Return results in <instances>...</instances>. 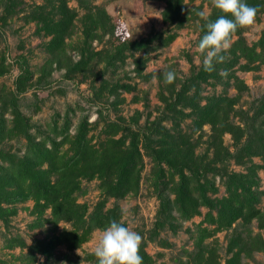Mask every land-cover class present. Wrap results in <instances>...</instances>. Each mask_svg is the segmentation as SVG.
<instances>
[{
  "label": "trees",
  "instance_id": "obj_1",
  "mask_svg": "<svg viewBox=\"0 0 264 264\" xmlns=\"http://www.w3.org/2000/svg\"><path fill=\"white\" fill-rule=\"evenodd\" d=\"M161 1L164 3L162 23L178 29L192 23L198 33L197 48L206 33L205 25L222 15L214 7L213 0H201L199 5H192L194 0ZM246 2L259 7L257 18L264 12V0ZM203 3L208 6L209 13L201 16ZM26 5L24 0H0V23L6 25L9 19L24 12ZM82 8L83 13H80L68 5V0H46L22 15L24 24L33 23L37 32L48 38L46 64H55L65 71L68 79H74L86 75L95 59L104 62L105 67L116 69L132 58L136 76L145 80L156 78L158 100L164 109L179 120L191 118V127H181L178 119L166 127L161 118L152 121L147 118L143 128L133 130L122 123L123 117L111 121L99 115L91 123L87 116L82 117L71 133V121L64 115L60 126L59 116L53 118L52 136L44 134L35 141L36 136L29 132V119L20 108L19 94L31 85L30 68L21 57L20 74L14 83L16 91L8 90L0 96V139L18 142L24 139L26 144L21 155L0 148V220L7 224L16 215L17 206L30 201L33 204L31 214L35 216L31 228L47 224L48 232L42 239H33L30 245L22 239H10L7 246L20 250L19 255L13 256L14 260L20 264H36L43 258L39 264H79L68 254L87 243L94 231L103 230L111 220L127 227L117 202L138 195L145 158L151 164L147 180L158 200L149 240L155 241L161 230L170 228L176 232L183 222L201 218L188 230L192 242L188 261L176 264H248L257 253L264 258V237L252 231L253 222L257 223V229L264 230L258 176V171L264 170V97L249 120L236 109L241 95L248 89L238 72L256 73L264 66V30L256 42L248 45L242 37L247 27L239 29L232 36L231 48L222 53L224 61L214 62L212 72L204 71L201 53L198 67L188 56L190 74L181 80L170 67L156 75L143 74L149 54L155 48L169 46L178 37L177 32L164 38L150 34L139 40L121 41L118 45L111 42L110 48L95 51L91 47L93 41H102L104 36L112 41L116 26L104 6ZM73 37L77 40L76 62L66 53L67 41ZM155 42L157 44L153 45ZM0 62L4 63L3 57ZM167 71L175 72L172 84L164 81L163 74ZM3 73L0 71V75ZM108 86L107 83L105 87ZM217 86L223 87L220 94H204L206 87L215 89ZM227 88H232L235 95H228ZM120 89L129 93L133 90L129 85L116 83L110 85L108 92L114 95ZM140 99L132 100L138 102ZM142 100L145 106L147 101ZM124 101L121 98L112 105L116 108ZM6 114L9 119H5ZM136 114L131 118L134 125L140 117V113ZM205 126L210 133L203 140ZM93 131L97 134L93 135ZM226 135L230 137L233 151L225 144ZM203 144L208 145L210 156L197 155V149ZM254 158H259L261 164H256ZM229 162L242 170H228ZM216 176L224 189L221 197H217ZM92 181L97 182L99 199L90 210L86 203L79 202V197L86 194L83 183ZM110 200L114 202L108 206ZM47 211L48 216L44 218ZM62 223L69 227L60 229ZM222 232H230L225 260L216 237ZM158 242L167 246L165 241ZM60 247L67 253L60 254ZM139 254L143 264H155L145 252L144 243ZM84 260L98 264L94 253L86 254Z\"/></svg>",
  "mask_w": 264,
  "mask_h": 264
},
{
  "label": "rangeland",
  "instance_id": "obj_2",
  "mask_svg": "<svg viewBox=\"0 0 264 264\" xmlns=\"http://www.w3.org/2000/svg\"><path fill=\"white\" fill-rule=\"evenodd\" d=\"M27 5L24 12H20L11 19L6 25L0 23V60L3 57L4 63L0 62V96L4 92L11 90L16 91L15 81L20 74L21 57H24L31 73V85L25 92L19 94L20 108L25 117L29 119L30 133L36 136L35 141H39L44 134L52 136L51 126L53 118H58V126L63 122V116L67 115L71 121L70 132L73 133L74 127L79 120L87 116L89 122H95L101 115L104 119L118 121V117H123L124 125H130L131 129L138 130L144 127L146 119L152 121L161 118L163 125L170 127L172 121L178 119L174 114L168 113L158 100L159 84L155 77L148 80L136 76L134 72L133 59L128 58L125 64L120 68L105 67V63L100 59H95L90 66L89 71L84 76H78L74 79H68L63 69H58L55 64H46L49 55L45 50L48 38L42 37L36 30L33 23L24 24L22 15L27 12L33 5H40L46 0H24ZM188 2L189 0H185ZM201 0H194L192 5H199ZM70 7L77 8L83 13V7L94 8L104 6L106 13L110 16L115 27V37L108 41V36H104L102 41H93L92 49L98 51L102 48H110L118 45L121 41H133L147 37L151 34L155 38H164L172 32H177L178 37L167 47L155 48L150 54V60L147 62L143 74L156 75L165 68L174 69L179 79L185 80L190 74V64L188 56L192 59L193 64L200 65L199 50L196 47L198 33L191 23L185 27L177 28L175 25L163 24L161 12L164 3L161 0H68ZM202 12L204 15L209 13L208 6L203 3ZM2 8L0 7V15ZM264 30V12L256 19L255 23L247 27L242 37L248 45L256 42ZM236 37L233 38L235 40ZM77 40L75 37L67 41L68 47L66 53L73 61L78 60L74 47ZM155 42L153 45H156ZM139 56V55H136ZM248 86L247 91L241 95V99L236 107L237 111L242 113L248 120L254 116L255 109L259 101L264 97V66L260 71L238 72ZM108 83V87H105ZM129 85L133 90L124 92L120 89L116 94L110 95L108 89L111 84ZM228 95H235L232 88L226 89ZM223 91L222 86L215 89L206 87L205 95L220 94ZM144 98L147 103L140 99L133 102L132 99ZM123 98L124 103L119 104L116 108L112 103ZM1 108V104H0ZM136 112L140 113L137 124H132L131 118ZM187 111L184 110V113ZM1 113V109H0ZM9 114L5 119H9ZM237 119V118H236ZM181 127L190 128L191 118H180ZM236 121V120H235ZM238 121V120H237ZM100 128V127H99ZM210 130L208 126L203 127V140L207 139ZM93 135L97 131L92 132ZM97 138L94 140L96 141ZM225 144L233 151L230 137H224ZM26 140L9 141L7 138L0 139V148L21 155L24 151ZM198 156L209 155L210 151L207 144H203L196 151ZM256 164H261L259 158L253 160ZM150 162L145 158V168L142 173V181L137 196H130L117 203L123 210V220L127 227L138 232L142 236L145 252L155 261V264H176L178 262L186 263L188 261L187 253L192 250V242L188 230L193 228L201 218L195 217L190 221L183 222L181 227L173 232L172 229L166 228L159 231L155 241H150L149 236L153 230L158 200L154 191L150 187L147 177L150 172ZM228 170L240 171V167L229 162L226 166ZM260 178V208H264V170L258 171ZM214 183L218 187L217 197L224 194L221 179L216 176ZM86 194L79 197V202L86 203L90 210L99 199L97 182H84ZM113 200L107 204L111 206ZM33 204L28 201L25 204L17 206V213L9 219L7 224L0 220V264H20L15 261L13 256L20 254L19 248L11 249L7 246L8 241L12 238L22 239L27 245H30L33 239H42L48 232V225L41 228H31L35 216L31 214ZM204 209L202 212L204 213ZM49 211L44 214L48 216ZM67 224H60L59 228H68ZM252 231L259 232L264 237V230L257 229V223L253 222ZM230 232L217 234L218 241L221 244L222 259L226 258L227 238ZM100 238V232L94 231L90 240L80 249L68 254V257L79 264H90L84 260L86 254L94 253L95 246ZM158 240L165 241L167 246H161ZM24 252V251H23ZM60 254H66L63 247L58 249ZM42 262L41 259L36 264ZM248 264H264L263 255L254 254L253 259Z\"/></svg>",
  "mask_w": 264,
  "mask_h": 264
},
{
  "label": "clouds",
  "instance_id": "obj_3",
  "mask_svg": "<svg viewBox=\"0 0 264 264\" xmlns=\"http://www.w3.org/2000/svg\"><path fill=\"white\" fill-rule=\"evenodd\" d=\"M213 4L222 15L205 25L206 33L198 44L206 72L214 71V62L224 61L222 53L231 48L232 36L239 29L253 25L260 11L259 7L250 6L246 0H213ZM163 75L165 83L174 82L175 72L167 71ZM97 231L100 238L94 255L98 264H143V257L139 254L142 236L138 232L116 220L109 221L106 228Z\"/></svg>",
  "mask_w": 264,
  "mask_h": 264
}]
</instances>
